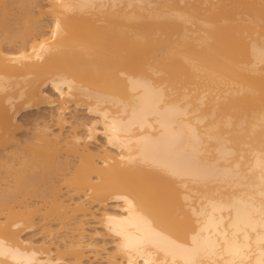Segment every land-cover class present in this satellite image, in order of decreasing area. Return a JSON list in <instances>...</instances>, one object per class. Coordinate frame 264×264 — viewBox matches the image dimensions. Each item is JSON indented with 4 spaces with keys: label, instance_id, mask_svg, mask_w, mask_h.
I'll use <instances>...</instances> for the list:
<instances>
[{
    "label": "bare ground",
    "instance_id": "obj_1",
    "mask_svg": "<svg viewBox=\"0 0 264 264\" xmlns=\"http://www.w3.org/2000/svg\"><path fill=\"white\" fill-rule=\"evenodd\" d=\"M96 211L109 264H264V0H0V264Z\"/></svg>",
    "mask_w": 264,
    "mask_h": 264
},
{
    "label": "rangeland",
    "instance_id": "obj_2",
    "mask_svg": "<svg viewBox=\"0 0 264 264\" xmlns=\"http://www.w3.org/2000/svg\"><path fill=\"white\" fill-rule=\"evenodd\" d=\"M43 3L45 4L46 2H43ZM47 22L48 21H46L45 24H47ZM86 112L87 111L81 110L79 113H75V112H74L75 114L69 113L68 119H71L72 121H75V119H76L80 122L91 121L93 118L90 115L86 114ZM51 115H52L51 109L43 108L42 110H39L32 115L23 116L21 118V120L28 124V128L30 127V129H32L34 127V125L36 124V122H38V121H40V123H44V121H46V122L49 121L53 125V121H51L52 120ZM55 129H56V127H54V129H52V130L55 133H59V130H57V129L55 130ZM67 132L68 133L70 132L69 127H67V130L65 129L64 134L65 135L68 134ZM26 135H27L26 133H21L18 135V138L19 139L22 138L21 140H25ZM101 143H102V140H101ZM97 146H93L92 149L96 150ZM97 209L98 208H96L95 210H97ZM96 213H97L96 218H92L91 216L87 218L86 230H87L88 238H91L93 240V243L96 244L97 248L95 250L98 252L99 255H95L93 257L90 256V258L87 261V264H109L108 256L115 251L114 239L112 237H110V235L107 233V231L100 224V221H99L100 213H99V211L98 212L96 211ZM58 227L59 226H55V228H58ZM38 232H41V234H39ZM66 232H68V231L61 230L59 234H57L51 238H54V242H57V243H58V241H59V243L61 242L60 245L63 247L64 244L62 243V241L65 238L68 239V235H66L67 234ZM42 233H44V234L42 235ZM34 235H35V238H34ZM60 235H61V237H60ZM31 236H32V238H34V239L37 238L40 241V240L44 239V237H46L47 234H46V232H43L42 230L39 229L38 231L29 234L27 237L31 238ZM56 236H57V238H56ZM51 240H53V239H51Z\"/></svg>",
    "mask_w": 264,
    "mask_h": 264
}]
</instances>
